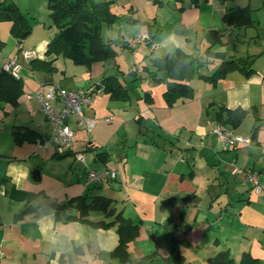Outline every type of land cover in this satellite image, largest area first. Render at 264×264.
<instances>
[{
	"label": "crops",
	"instance_id": "crops-1",
	"mask_svg": "<svg viewBox=\"0 0 264 264\" xmlns=\"http://www.w3.org/2000/svg\"><path fill=\"white\" fill-rule=\"evenodd\" d=\"M223 1L127 0L116 5L117 0H112L110 9L117 15L114 23L117 28L106 40L111 41L116 56L114 61H97L90 68L85 67V84L66 79L64 64L63 69L55 65L59 57L53 65L62 75L30 68L36 82L26 83L16 53L14 57L21 65L22 94L16 105L3 103L0 113L7 116L25 108L22 112L30 119L10 125L13 139L10 149L0 145V264H140L144 257L146 262L141 264H163L164 259L165 264H175L172 257L175 253L185 263L209 264V258L224 249L235 261L247 252L264 264V191L256 192L245 174L237 172L252 170L264 187V41L260 49L247 50L252 53L238 57L240 61H251L253 71L233 69L215 82L202 78L200 74H210L221 61L208 55L211 44L208 30L213 28L220 33L221 43L213 45L212 50H222L227 45L226 32L231 36L234 30L245 27H232L223 21V12L234 7L225 6ZM247 2L235 6L248 5L252 9L253 25L248 28L261 18L250 0ZM120 27L129 32L156 29L152 37L154 48L150 50L146 43L137 49L123 46L118 40ZM51 37L36 42L31 49L23 47L31 52L29 58L22 60L26 68L33 58H54L45 55ZM3 48L0 65L5 60ZM177 48L196 58L194 74L189 79L194 95L168 104L163 91L169 76L162 72L160 81L156 82L148 75L159 74L151 59ZM130 57L137 63L133 65ZM121 58L126 61L125 67L119 61ZM105 76H113L117 80L114 85L119 83L124 87L126 97L115 98L112 93L103 92L84 106L85 117L93 122L89 129L86 124L77 126L70 117L69 126L75 130L72 151L54 145L40 146L49 136L50 126L44 115L42 121L33 115L41 110L35 99L26 97V92L37 90L44 82H57L71 89L86 87L99 83ZM221 105L247 109L239 126H224L233 134L249 139L248 142L230 146L212 133V128L218 125L216 113ZM107 117L111 120L106 121ZM138 117H141L139 121ZM15 125L28 126L38 134L34 139L17 143L12 134ZM57 149L69 153L63 155ZM40 150L50 158L56 155L73 158L74 151L82 152L86 155L85 163L73 158L74 162L83 168L92 163L91 169H116L118 178L87 183L86 178L81 182L77 176L75 182L74 178L52 179L56 186L53 190L42 184L36 186L30 174L35 165L19 161L36 157ZM102 151L106 156L100 158L97 153ZM16 162L17 166L13 164ZM12 189L36 195L29 200L15 199L9 196ZM91 193L112 198L116 210L139 224L137 236L128 243L127 261L119 262L111 256L118 243L115 226L94 227L67 218L77 214L75 207L54 208L48 204L65 203ZM88 217L108 219L101 211H91Z\"/></svg>",
	"mask_w": 264,
	"mask_h": 264
},
{
	"label": "trees",
	"instance_id": "trees-1",
	"mask_svg": "<svg viewBox=\"0 0 264 264\" xmlns=\"http://www.w3.org/2000/svg\"><path fill=\"white\" fill-rule=\"evenodd\" d=\"M152 1L162 3V0ZM47 2L58 31L47 42L45 55H54V58L50 60L33 58L29 62L31 69L53 73L56 70L53 61L61 54L69 57L75 64L85 65L87 68H90L97 61H114L116 51L113 49L111 41L102 37V29L117 21V15L110 9L112 0H47ZM251 13L252 9L248 5L234 6L223 12L222 19L232 27L251 26L253 25ZM0 20L11 21L10 31L18 43H21L31 32L32 25L13 0H0ZM134 20L138 21L137 19ZM148 31L152 39L157 30L149 29ZM207 37L211 43L207 48L208 55L219 57L221 61L210 74H200L202 78L215 82L233 69H240L247 73L253 71V68L250 67L251 61L226 58L224 51L212 50L213 45L221 43L220 33L216 29H209ZM4 45L5 41L0 38V50ZM151 61L159 72L156 75L149 74L151 80L160 81L162 72H165L170 78L165 81L166 88L163 91L164 99L168 104H172L177 98L193 97L194 89L189 83V79L194 74L193 64L196 58L181 48H177L174 52L153 58ZM116 81L113 76H105L99 83L104 92H110L112 97L123 99L126 97V90L119 83L114 85ZM22 86L20 75L14 77L10 73L0 70V110L3 103L17 104V100L22 94ZM246 114L247 109L241 106L228 108L221 105L216 113L217 124L235 128L240 125ZM140 119L141 117L137 118L138 121ZM12 134L14 140L20 143L24 140L34 139L38 133L28 126L15 125ZM68 153L65 152L63 155ZM60 156L56 155V157ZM97 156L105 157L106 153L98 152ZM35 195L33 192L19 189H12L9 193L12 198L25 200H29ZM113 201L112 198L104 194L91 193L71 198L65 203L49 202L48 204L54 208L73 206L77 209V214L68 215L67 218L87 222L94 227L109 228L115 226L118 243L111 251V256L119 262H125L129 259L128 243L137 236L139 224L124 216L121 210H116ZM91 211H101L108 219L92 220L88 217ZM21 214L22 212L16 216ZM172 257L175 264H190L185 263L178 253L173 254ZM145 262L146 257L141 263ZM165 262L166 259H164L163 264ZM208 262L209 264H259L258 259L247 252L242 254L239 261H235L227 249L217 252L209 258Z\"/></svg>",
	"mask_w": 264,
	"mask_h": 264
},
{
	"label": "rangeland",
	"instance_id": "rangeland-1",
	"mask_svg": "<svg viewBox=\"0 0 264 264\" xmlns=\"http://www.w3.org/2000/svg\"><path fill=\"white\" fill-rule=\"evenodd\" d=\"M16 2V4L19 6L20 10L25 14L27 20L30 22L32 25L31 32L30 34L21 41V43H18V41L12 36L10 27H11V21L10 20H0V37L1 39H5V45H4V50L5 52L3 53V57L5 60L2 61V64L7 62L9 59L14 58L16 53H19L20 56V64L22 65V70L21 74L23 77V80L32 82H36L34 76L31 74L32 70L30 69V64H27L28 68H26V64L22 62L23 57H24V51H26L25 48H33V45L36 42H43L47 37L50 35V37L54 36L55 33L58 31L57 25L55 24L53 18L51 17V9L48 6L47 0H13ZM97 1V0H93ZM127 0H117L116 5H122L125 3ZM247 1L249 0H224L223 3H225V6H235V5H243L248 3ZM250 4L252 7L256 8L255 12L257 11L258 13L256 14L259 18H261L260 22L259 20L255 21L256 25L253 27H242V28H237L239 30H234L231 36L226 32L225 34V44L223 48H221L223 51H226V57L227 58H235L239 59L238 57L244 56L247 57L252 52L248 51H253L254 49H260L261 47V42L264 41V30H261L264 28V0H250ZM116 5L114 6L115 9H117ZM118 10V9H117ZM119 11V10H118ZM140 12L142 13V10L140 9ZM256 17V16H255ZM254 17V18H255ZM10 24V26H8ZM116 24H112L111 26L107 27L106 29H103L102 34L104 39H108L112 37L113 34H115L116 30ZM259 33L261 34V38H259ZM230 37V40H229ZM112 39V38H111ZM256 40V41H255ZM8 45V46H7ZM21 47V48H20ZM248 50V51H247ZM1 51V50H0ZM14 51V53L10 56L9 54ZM127 54H131L128 51H125ZM9 57V58H7ZM57 57L58 60L56 62V66L58 65L63 69V64L65 68L67 69V73L65 74L67 76L66 79L75 80L76 83L85 84L87 81L83 77V73L85 70V65H79L75 64L69 57L58 55ZM7 58V59H6ZM132 64L134 65L137 63L134 61V58H129ZM121 62V65L125 67V62L123 58L119 60ZM29 63V62H27ZM25 66V67H24ZM70 66V68H69ZM72 66V67H71ZM204 62L201 65L203 68ZM73 68V69H71ZM81 70V71H79ZM203 71V70H200ZM200 71H198L200 73ZM58 72L59 75L61 74V71H54L53 73ZM52 74V73H51ZM30 91H36V89L30 90ZM32 101V106H33ZM31 108V107H30ZM25 108L21 109H16L13 113H8L7 116L3 113H0V145L5 148V149H10L11 148V134H10V125L15 122H21V123H26L27 121L29 122L28 119H30L28 115H24L22 110ZM34 110V108H32ZM138 113V112H137ZM136 113V114H137ZM39 118V120L42 121L43 119V113L35 111L33 114ZM3 116H6L3 118ZM4 125H2V123ZM5 126V128L3 127ZM137 127V125H135ZM47 130V127L45 128ZM217 137V136H216ZM52 147H49L51 149ZM60 149V148H59ZM57 149L58 153H65L66 149L61 151ZM8 151V150H6ZM44 150H40L36 155V157H31L30 159H24L19 162H22L25 164V162H28L31 165H35L33 169L30 170V174L34 170H39L40 173V180L38 181H32L33 184H37L36 186L45 185L46 189H55L56 186L54 183H52V179H61V180H71L73 179V182L76 181L75 177H79L78 180L84 181L86 178V169L90 168V166H93L92 163H88L87 167L84 169L83 165L77 162L73 161V158L71 156H60V157H53L50 158L49 156H46ZM86 156V155H85ZM15 166L18 165V163H13ZM80 164V165H79ZM10 164L9 166H11ZM243 169V168H242ZM118 172V171H117ZM84 177V178H83ZM118 178V177H117ZM261 185V184H260ZM262 191H264V187L261 186ZM117 193V192H116ZM57 197L59 195L56 194Z\"/></svg>",
	"mask_w": 264,
	"mask_h": 264
},
{
	"label": "built area",
	"instance_id": "built-area-1",
	"mask_svg": "<svg viewBox=\"0 0 264 264\" xmlns=\"http://www.w3.org/2000/svg\"><path fill=\"white\" fill-rule=\"evenodd\" d=\"M118 40L123 46L129 49H137L138 46L143 43L148 44L150 50L154 48L149 31L129 32L120 27L118 30ZM30 55V51H24V57L29 58ZM0 70L8 72L14 77H19L21 65L18 63L16 57H14L1 64ZM103 92V87L100 83H93L86 87L71 89L57 82H44L36 91L26 92L27 98L37 101L41 112L50 126L49 136L40 142V146L47 147L54 145L61 149L72 151L75 130L69 126V118L73 117L77 126L86 124V128L89 129L93 125V122L85 117L83 107L88 106ZM105 120L110 121L111 118L107 117ZM212 133L215 134L223 144L230 146L235 145L237 142L249 141L247 138L233 134L229 129L221 125L214 126L212 128ZM73 158L76 161L85 163V156L82 152H73ZM86 167L87 166H85L84 169ZM237 172L244 173L248 183L253 185L256 192H261V185L255 172L252 170L243 171L241 169H238ZM117 176L118 172L113 168L106 167L103 170L86 169L87 183L114 180Z\"/></svg>",
	"mask_w": 264,
	"mask_h": 264
},
{
	"label": "water",
	"instance_id": "water-1",
	"mask_svg": "<svg viewBox=\"0 0 264 264\" xmlns=\"http://www.w3.org/2000/svg\"><path fill=\"white\" fill-rule=\"evenodd\" d=\"M32 178L34 179V180H39V178H40V173H39V170H34L33 172H32Z\"/></svg>",
	"mask_w": 264,
	"mask_h": 264
}]
</instances>
